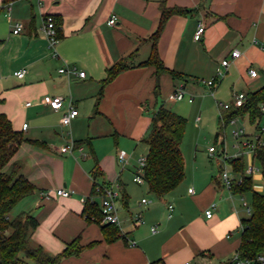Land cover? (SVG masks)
Listing matches in <instances>:
<instances>
[{
    "label": "crops",
    "instance_id": "crops-1",
    "mask_svg": "<svg viewBox=\"0 0 264 264\" xmlns=\"http://www.w3.org/2000/svg\"><path fill=\"white\" fill-rule=\"evenodd\" d=\"M163 6L183 10L166 19L158 40L159 57L177 76L157 75L153 65L142 64L150 57ZM47 14L61 23L58 56L41 29ZM18 23L23 28L14 33ZM200 24L205 30L196 39ZM235 49L241 51L236 58ZM122 59L133 66L105 82L108 69ZM63 67L69 71L61 73ZM20 69H26L22 78L15 75ZM250 69L258 71L256 77ZM213 78H219L214 90L203 82ZM180 84L194 99L208 92L215 96L225 86L231 102L234 93L264 86V0H0V113L25 137L11 163L35 187L14 207L13 217L29 213L38 220L32 245L56 255L79 239L82 251L59 264H230L249 214L239 200L245 195L234 194L222 181L220 157L195 154L188 160L182 150L185 177L162 198L146 183L133 181L137 151L147 155L149 150L143 139L153 116L177 102L168 96ZM47 95L63 97V107L53 110L43 101ZM71 105L79 115L63 125ZM71 140L86 156L61 152ZM121 150L130 157L124 168ZM96 183L119 190L120 225L112 241L101 224L84 215ZM58 188L73 192L59 196ZM254 189L264 193V184L255 182ZM169 204L174 205L171 217ZM138 214L143 221L135 220Z\"/></svg>",
    "mask_w": 264,
    "mask_h": 264
},
{
    "label": "trees",
    "instance_id": "trees-1",
    "mask_svg": "<svg viewBox=\"0 0 264 264\" xmlns=\"http://www.w3.org/2000/svg\"><path fill=\"white\" fill-rule=\"evenodd\" d=\"M178 8L163 6L157 31L151 37L152 51L145 65H153L157 75L170 72L158 53V40L164 23L173 14L181 13ZM56 25L61 38V23L55 16ZM126 59H122L108 69L105 82L113 80L119 73L131 68ZM264 103V86L249 92L242 107L232 106L221 118L223 127L228 125L235 116L248 115L254 124L263 118L260 105ZM188 119L174 110L161 106L154 114L149 131L143 141L148 144L147 162L144 167V179L152 194L162 198L175 189L185 177V158L182 142L186 132ZM219 134L217 135V138ZM25 140L22 132L14 129L10 119L0 113V264H22L29 259L34 264H59L62 259L77 255L82 251L79 239L68 243L66 248L56 254H48L41 245L31 244L30 235L38 227V220L29 213L10 217V212L25 196L31 194L35 187L23 176L18 164L11 160L21 143ZM253 161L258 163L264 177V145H257L253 152ZM228 162L239 177L233 180L234 194H251V213L242 219L241 243L238 250L241 259L256 260L264 255V193L254 189L252 175L246 173L244 157H231ZM98 172V171H97ZM97 176V173L94 174ZM97 184V183H96ZM92 195H96L95 186ZM84 215L91 221L101 224L108 240H115L119 228L115 224L102 223V211L96 199L86 200ZM109 235V236H108ZM111 235V236H110ZM153 264H165L159 260Z\"/></svg>",
    "mask_w": 264,
    "mask_h": 264
},
{
    "label": "built area",
    "instance_id": "built-area-1",
    "mask_svg": "<svg viewBox=\"0 0 264 264\" xmlns=\"http://www.w3.org/2000/svg\"><path fill=\"white\" fill-rule=\"evenodd\" d=\"M10 6L11 3H7L6 7L8 9V12L10 14ZM110 24L114 25L116 23V17L113 16L111 17V19L109 20ZM23 28V24L18 23L16 24L15 28L13 29L14 33H18L19 31H21ZM42 32L43 34L46 36L47 41H48V46L49 48L53 49V55L54 56H58V53L55 49L57 43L60 40L59 37V30L58 27L56 25V21H55V16L53 14H47L44 17L43 20V25H42ZM205 30V27L203 24L199 25V28L195 34V38L199 39L201 37V35L203 34ZM241 54V51L238 49H235L232 51V56L234 58L239 57ZM230 63L229 59H223L222 64L224 66H228ZM61 73L64 72H68L69 70L67 69V67H63L59 70ZM74 72H76V69H73ZM250 75L253 77H256L258 74V71L255 69H250ZM26 73V69H20L18 71L15 72V75L18 76L19 78L24 77ZM77 73V72H76ZM79 75L81 77H85L86 76V72L85 71H80ZM218 79L219 78H213V79H209V80H204V84L207 85L208 87H210L211 89L214 90V88L217 87L218 85ZM188 99L189 102H192L194 100V95L191 93H188V91L186 90V87L184 84H180L179 86H177L168 96V100L169 101H181L183 99ZM247 99V93L244 92H238V93H234L233 95V101L231 103H224V102H218V106L223 109V110H228L230 109L232 106L234 107H242L245 103ZM44 103L49 105L53 110L58 111L60 110L63 105H64V99L61 96H50L47 95L44 97L43 99ZM260 108L263 112L264 115V103H262L260 105ZM79 115V111L77 108H75L73 105L70 106L68 112L62 117L61 122L63 125H70L72 120L74 118H76ZM234 119L231 121L233 122ZM256 123V124H255ZM254 124L256 125V129L260 131L259 134H248V132L245 130V128H240L234 131V135L236 137L237 140V144H236V148L238 149V151L236 152V154L233 157H242L245 154H248V156L251 158L250 164L246 166V173L248 175H252L254 176L256 173H258L261 169L258 168L254 161H253V152L254 149L256 148L257 145H264V116L263 118H259ZM27 128V124H24V129ZM224 145V143L222 144V146ZM61 152H68V153H73L74 151L78 150L80 152H82V154L84 156H86V152L84 151L83 146L78 145L75 143L74 140H71L68 144L62 146L60 148ZM243 150V151H242ZM216 147L211 146L209 148V152L211 156H215L216 155ZM224 154V155H223ZM227 153H225V148L223 147V151L221 153H219V157L222 160V168H221V178L222 181L224 182L225 186L230 190H232V186H233V180L235 179L233 177V175L231 174V171L229 172L230 169V163L228 162V156H226ZM221 155H223V157H221ZM118 158L123 166L126 167L129 164L130 161V157L129 155L126 153V151L121 150L119 152ZM147 162V157L141 156L138 158V166H137V170L133 176V181L137 182L139 184L145 183V179H144V167L146 165ZM229 167V169H228ZM232 167V166H231ZM95 191H96V195H92L89 196L88 198H90L91 200H94L96 198H100L99 201V206L100 209L102 211V223H107V224H115L117 226L120 225V220H119V216L117 213V204H116V200L117 197L119 195V190L118 187L115 185H111L109 187H104L100 184H96L95 186ZM72 190L66 189V188H58L56 189V193L59 196H63V197H69L72 194ZM189 192H193V188L189 189ZM45 195H47V192H45ZM148 200L147 199H143L142 203H147ZM243 205L246 207V210L248 212V214L250 215L251 213V206L244 200L243 201ZM174 210V205L173 204H169L168 205V217L172 216V212ZM212 209H207L206 210V215L207 217H211L212 216ZM135 220L136 221H143L142 219V215L138 214L135 216ZM158 231L157 226L152 227V232L156 233ZM1 239V236H0ZM186 264H191L190 262H187ZM230 264H264V255H258L256 260H248V259H241L239 256V253H237L231 260Z\"/></svg>",
    "mask_w": 264,
    "mask_h": 264
},
{
    "label": "rangeland",
    "instance_id": "rangeland-1",
    "mask_svg": "<svg viewBox=\"0 0 264 264\" xmlns=\"http://www.w3.org/2000/svg\"><path fill=\"white\" fill-rule=\"evenodd\" d=\"M218 102L231 103L230 96L225 86H222L215 96H213L211 92L205 93L204 95H196L192 103L186 98L173 104L170 102L168 103V107L177 110L188 119L182 142V150L188 160L195 154H198L203 159L210 160L209 148L211 146L217 149L216 155L212 156V158L219 159V153L223 151V147L225 148V153H227L226 156L231 158L238 151L236 148L237 140L234 135L235 130L245 128L248 134L260 133V131L256 129V123L253 124L248 115L244 117L237 115L234 117L233 122L223 127L221 118L229 111L221 109L218 106ZM218 134L219 137L217 138ZM223 143L224 145L222 146ZM140 152L141 150L137 151L135 159L146 155V153L141 154ZM223 155H221V157H223ZM249 160L250 158L246 157L245 161L248 165L250 164L248 163ZM255 165L260 168L258 163H255ZM230 171L229 169V172ZM260 176H262L260 175V171L254 175V183L256 182V185H258V183L264 184V178ZM145 187V185L142 186L144 189ZM241 199L239 198L240 202L245 200L250 206L252 205L251 194H246ZM15 214H17L16 208H14L9 215L12 218ZM22 264H31V261L25 259V262Z\"/></svg>",
    "mask_w": 264,
    "mask_h": 264
}]
</instances>
